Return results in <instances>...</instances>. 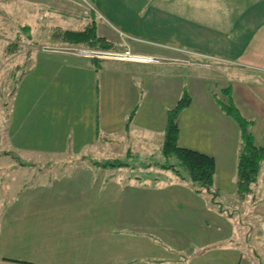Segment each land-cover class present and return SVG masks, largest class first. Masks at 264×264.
<instances>
[{"label":"crops","instance_id":"crops-1","mask_svg":"<svg viewBox=\"0 0 264 264\" xmlns=\"http://www.w3.org/2000/svg\"><path fill=\"white\" fill-rule=\"evenodd\" d=\"M83 1L94 4L93 9ZM83 1L0 0V21L14 12L34 13L39 22H49L56 5L61 6L64 13L82 20L83 25L93 22L98 30H104L101 21L109 17L118 35V38L112 37L118 51L130 49L134 54L155 56L159 60L137 62L104 58L103 61L115 67H136L139 71H146V65H157L167 68L164 74L167 78H181L183 69L210 68L214 66L212 61L220 60L219 68L235 72L229 84L233 100L241 113L253 120L255 142L264 144V0H248L249 3L244 4L242 0H165L158 7L146 0H111L110 8L103 3L97 7L99 0ZM87 7L91 9L90 16L86 15ZM56 27L51 28L47 40L54 42ZM76 28L73 22L65 26V29ZM154 31L158 33V41H153L156 43L149 48L154 53L134 52V49L146 52V46H140L143 44L135 37H140L139 33L151 37ZM99 34L106 36L104 32ZM18 54L11 55L18 57ZM62 56L73 60L69 61V70L80 68L86 78L80 116L74 120H52L49 110H45L52 101L50 90L44 87L36 90L40 94L41 108L33 109L32 119L12 117L6 120L4 133L0 132L1 145L5 146L0 150V264H152L146 259V253H163V250L155 248L150 240L147 249L145 245L135 247L125 208L135 204L136 199L119 197L118 188L122 186L117 178L119 171L128 165L104 166L97 163L103 162L97 158L111 151L132 156L137 145L144 150L142 133H135L137 123L134 122L143 115L140 120H146V125L140 127L149 130L154 129L157 119L154 114L148 116L150 110L143 114L135 97L128 96L133 93L131 85L120 81L115 68L105 71L99 67V62L95 64L93 57L74 52H43L34 57V77L48 82L47 74L54 58L60 60ZM93 66H97L95 71ZM195 82L202 88L201 101L189 129L195 137L198 134L201 141L193 142L192 146L215 157L213 187L218 196L221 190H230L238 199L230 198L229 206L238 205L251 193L260 194L253 199L254 217H249L256 224L249 231L246 226L242 228L247 213L237 215L236 207L225 212L220 209L219 214L212 211L206 219L208 231L203 232L200 246H195L201 249L194 253L195 257L191 255L190 260L183 263L184 257L180 254L188 249L176 242L170 247L175 255L167 254V261L153 264H264V160L251 193L241 197L237 186L242 147L239 127L220 109L215 94L211 93L210 82L204 79ZM178 86L181 95L184 88L188 90L182 82ZM174 87L173 83L166 86V92ZM120 100H126V105L119 106ZM193 105L194 97L179 120ZM198 113L210 117H198ZM125 120L133 123L126 126ZM161 122L165 137L166 121ZM135 140L137 145H134ZM177 186L182 190L173 199L175 204L186 205L189 200V207H197L203 200L195 190L181 184ZM210 227L222 233L217 235ZM152 229L154 226L146 225V236L153 234ZM189 245L188 248L192 247Z\"/></svg>","mask_w":264,"mask_h":264},{"label":"rangeland","instance_id":"rangeland-1","mask_svg":"<svg viewBox=\"0 0 264 264\" xmlns=\"http://www.w3.org/2000/svg\"><path fill=\"white\" fill-rule=\"evenodd\" d=\"M162 1L165 0H146L147 3H154L153 5L156 7H158L159 4L161 6ZM231 1L234 2V0ZM87 2H89V0H87ZM101 3L108 8L112 6L111 0H99L96 6L99 7ZM242 3L249 2L248 0H242ZM86 5L89 7L91 6V9H93L92 7L94 4L90 5L89 3ZM54 8L55 10L51 11L52 19L49 22H39L34 13L14 12L6 14V17L4 16L0 21V132L3 131L4 133L3 128L6 120H11L12 117H18L19 120L32 119L33 109L38 107L41 108V102L39 101L40 94L36 92V90L44 87L46 89L48 87L50 90L49 96L52 101L49 105L45 106V110H49V115L52 116V120H66L69 118L74 120L80 116L79 113L83 101L82 97L84 98L82 91L85 86L86 78L82 76L83 73L80 68L69 70V61L72 62L73 60L68 61V59L66 60L63 56L60 60L54 58L47 74L49 77L47 78L48 82L38 80L33 75V71L36 69L35 56L43 54V52L66 54L69 53V49L73 47H85L73 46L70 48L71 46L69 44H59L47 40V36H49L50 39L51 28L54 26L65 28L69 22H73L76 24V29L83 27L82 20L70 16V13H64L65 10H63L61 6L56 5ZM87 9L86 12L91 10L90 8ZM80 15L84 14L81 13ZM107 18L109 19V17ZM107 18L101 21L105 26L104 30L101 28L98 30V34L104 32V35L111 40L113 39L112 37L118 38L117 33L111 27L112 24L109 21L110 19L108 20ZM84 25L86 24L84 23ZM100 25L101 24H99V27ZM139 35L140 37H135V39H137L139 44H143L140 46H146V52L137 49H134V52L140 54L154 53L150 51L149 48H153L151 44L156 43L153 41H158V33L154 31L151 37L148 36L147 33H139ZM159 36H162L160 30ZM14 43H17L19 47V51L17 52L19 53L18 57H12L10 54V49ZM154 46V48H156V45ZM154 58V61L159 60L158 57L154 56ZM219 61L220 60L217 61V59L212 61L214 66L210 68L183 69L181 71L182 75L180 74L179 76L181 78L164 77L167 68L165 70V68L157 65H146V71H139L136 67L129 68L125 65H118L115 67L111 62H99V67H102L105 71L106 68H115L119 73L120 81L123 83L129 82V85H131L133 93H130L128 96H131V98L135 97L136 104L143 110V114L147 112V110H150L148 116L155 115L157 119L154 126L155 130H145L140 127L141 125H146V120H140L143 118V115H140V119L134 122L137 123L134 127L135 133H142V139L146 145L144 150L140 149L139 146L141 145H137L138 141L135 140L134 145L137 146L132 156L126 157L121 151H111L107 156L104 154L103 157L97 158L103 161L118 159L128 164L123 170L119 171L120 175L117 178L122 186V188H118L119 197H133L136 199L135 204H130L125 208L128 214L127 220L130 221L128 222L130 229H128L129 234L133 233L134 235L135 247L138 248L140 245H145L147 249L150 240L155 248L163 250V253H146V259L150 260L152 264L161 260L167 261L169 259V257L166 256L167 254L175 255L170 247H173L176 242L178 243L177 245L181 244L188 249L180 254L184 257L181 259L183 263H187L191 255L195 257L194 253L201 250L198 248L195 249V246H200L203 232L208 231L206 219H208V215L212 211L219 214L220 209L225 212L236 207L239 211L237 215L247 213V220L245 222L242 221V228L246 226L249 231L250 227L256 224L254 220L249 217H254L253 212L255 208L253 199L255 196L259 197V193H251L247 198L240 200L238 205L229 206L228 202L230 198L238 201V199L234 198L235 194H231L230 190L227 192L221 190L218 196L215 187H212L210 192L204 191L198 194L203 200L200 201L197 207H189V200L186 205H177L173 199H176L178 197L177 193L182 190V188L177 185L181 184L191 190H195L197 185L189 178H182L173 170L164 168L167 164L179 165V161L176 157L172 156L168 158L163 154L164 134L161 132L162 128H160L163 122L159 123L160 120H167V110L175 104L177 101L176 99H178L177 97H180L181 93L178 88L179 83L182 82L183 86L187 87L194 97L193 108L189 109L187 113L183 115V119L185 120H179L181 128L179 144L193 148L192 145H195L193 142H197V140L201 141V139L197 137L198 134L195 137L191 128L189 129V124L191 120H193L191 118H193L192 116L195 114L194 111L199 112L198 108L201 101L200 93L202 88L198 87V83H196L195 80H208L210 82L211 93L220 94L221 88L231 83L233 79L232 74L234 75L235 73L223 67L219 68L218 65L222 64V62ZM87 62L90 64V61ZM96 69L97 66H93V70L95 71ZM94 74L96 76V72ZM172 83L176 88H171V92H166L165 87L171 86ZM126 96L127 95H124V97ZM121 105L125 106L126 100H120L119 106ZM15 113L16 115L14 116ZM200 116L204 118L210 117L209 114L198 113V117ZM131 121L125 120V125H131L130 123H133ZM64 134L65 137L67 132ZM144 135H146V138L143 137ZM63 142L66 144L67 140ZM4 147L5 146L1 145L0 141V150H3ZM193 149H196V147ZM124 151L125 150H123V152ZM25 159H28V157ZM183 171L185 174L187 173L185 170ZM233 192L235 191L233 190ZM219 201L224 204L217 203ZM204 207L205 209H203ZM206 209H209V211ZM221 215L225 218V215ZM149 218H151V220H148ZM146 225L154 226L155 230H150V232L153 233L150 237L146 236ZM213 229H215L217 235L222 233V231L219 232L216 227H210V230ZM189 244H191L192 247L188 248V246H190ZM221 256H223V254H221ZM199 262L202 263L201 260H199Z\"/></svg>","mask_w":264,"mask_h":264},{"label":"trees","instance_id":"trees-1","mask_svg":"<svg viewBox=\"0 0 264 264\" xmlns=\"http://www.w3.org/2000/svg\"><path fill=\"white\" fill-rule=\"evenodd\" d=\"M90 16V11H87ZM53 38L56 43L73 46H85L84 48L98 51H117L116 44L106 36L98 34L97 26L91 22L83 25L80 29H65L56 27L53 30ZM74 48V47H73ZM10 54L19 51L17 43L10 49ZM95 64L104 58H92ZM215 99L225 115L233 119L239 127L242 137V147L238 160V192L241 197H247L252 191V185L257 182L262 162L264 160V144H257L252 132L253 120L246 118L233 100L231 85L221 88L220 94H215ZM193 101L192 95L184 88L181 97L167 110L163 154L166 157H176L179 165L167 164L166 169L173 170L182 178H189L196 185V192L211 191L216 173V159L213 155L203 151L182 146L179 144L180 137V114L188 108ZM132 115L130 116V119ZM131 121V120H130ZM129 124V123H128ZM100 164L122 167L128 165L118 159L112 161L97 162ZM185 170L187 173L185 174Z\"/></svg>","mask_w":264,"mask_h":264},{"label":"built area","instance_id":"built-area-1","mask_svg":"<svg viewBox=\"0 0 264 264\" xmlns=\"http://www.w3.org/2000/svg\"><path fill=\"white\" fill-rule=\"evenodd\" d=\"M45 15V14H44ZM70 52L83 54L90 57L96 58H112L117 60H129V61H137V62H151L154 61L155 58L152 56L145 55H137L132 53L130 49H125L123 51H98L92 50L88 48H72L69 49Z\"/></svg>","mask_w":264,"mask_h":264}]
</instances>
